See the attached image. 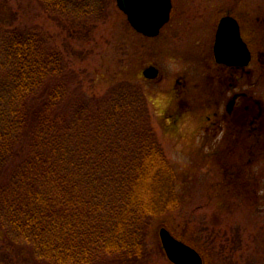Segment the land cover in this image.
Instances as JSON below:
<instances>
[{
    "label": "trees",
    "instance_id": "1",
    "mask_svg": "<svg viewBox=\"0 0 264 264\" xmlns=\"http://www.w3.org/2000/svg\"><path fill=\"white\" fill-rule=\"evenodd\" d=\"M0 45L2 260L21 263L20 247L33 264L146 263L147 230L181 199L145 97L120 83L64 112L65 56L36 32L8 29Z\"/></svg>",
    "mask_w": 264,
    "mask_h": 264
},
{
    "label": "rangeland",
    "instance_id": "2",
    "mask_svg": "<svg viewBox=\"0 0 264 264\" xmlns=\"http://www.w3.org/2000/svg\"><path fill=\"white\" fill-rule=\"evenodd\" d=\"M64 1L68 6L63 10L42 0H0V37L8 29L36 32L48 51L65 56L63 82L70 92L64 112L75 103L95 104L120 83L145 97L152 132L175 172L181 204L147 230V261L142 264H172L161 247L160 227L196 249L203 264H264V158L254 161L246 151L214 153L205 147L202 23L211 6L227 10L238 0L179 1L170 25L151 39L128 25L116 0ZM238 3L237 15H253L254 0ZM258 4L257 15L264 17V0ZM149 65L161 70L155 82L141 75ZM175 79L188 85H174ZM175 86L183 88V115L170 127L161 116L173 109ZM13 250L18 264L36 262L28 254L21 257L20 247ZM0 264L7 263L0 257Z\"/></svg>",
    "mask_w": 264,
    "mask_h": 264
},
{
    "label": "flooded vegetation",
    "instance_id": "3",
    "mask_svg": "<svg viewBox=\"0 0 264 264\" xmlns=\"http://www.w3.org/2000/svg\"><path fill=\"white\" fill-rule=\"evenodd\" d=\"M179 1L184 0H168L169 17L156 36L139 34L148 39L163 34ZM238 2L227 10L225 6L215 10L211 6V11H205L202 23L205 38V147H212L214 153L239 149L250 153L256 160L264 158V17L257 15L258 0H254L253 15L240 17L236 13ZM127 23L130 26L128 20ZM153 66L159 73L153 80L144 77L150 82L161 77L160 68ZM175 83L182 87L188 85L186 80L175 79ZM182 92L183 88H173V109L161 116L170 127L182 118V104L179 103ZM253 160H248V164Z\"/></svg>",
    "mask_w": 264,
    "mask_h": 264
},
{
    "label": "water",
    "instance_id": "4",
    "mask_svg": "<svg viewBox=\"0 0 264 264\" xmlns=\"http://www.w3.org/2000/svg\"><path fill=\"white\" fill-rule=\"evenodd\" d=\"M118 8L126 14L131 27L137 32L153 37L168 20V0H116ZM158 69L149 66L143 71L147 79H155ZM161 247L172 264H203V258L197 250L176 239L165 228L158 230Z\"/></svg>",
    "mask_w": 264,
    "mask_h": 264
}]
</instances>
